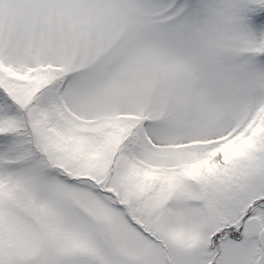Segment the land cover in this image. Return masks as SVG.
<instances>
[{"label": "snow or ice", "instance_id": "obj_1", "mask_svg": "<svg viewBox=\"0 0 264 264\" xmlns=\"http://www.w3.org/2000/svg\"><path fill=\"white\" fill-rule=\"evenodd\" d=\"M0 264H264V0H0Z\"/></svg>", "mask_w": 264, "mask_h": 264}]
</instances>
